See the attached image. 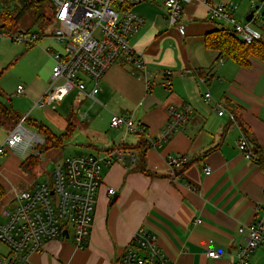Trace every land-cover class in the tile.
Listing matches in <instances>:
<instances>
[{"label": "crops", "instance_id": "crops-1", "mask_svg": "<svg viewBox=\"0 0 264 264\" xmlns=\"http://www.w3.org/2000/svg\"><path fill=\"white\" fill-rule=\"evenodd\" d=\"M165 1L148 0L133 8L144 23L129 38V44L148 61L150 83L146 84L131 65H113L102 78L95 100L87 96L92 89V83L87 81L85 92L73 91L70 104L71 108L75 104L80 115L87 113L91 124L96 122L101 147L88 145L96 151L94 155L104 157L113 148L125 146L139 160V146L146 141V172L139 169L138 160L135 168L103 163L87 246L80 250L69 240L50 241L31 256L33 264H118L140 229L158 238L171 264H235L237 250L247 241V234L239 233V228L253 221L264 223V166L247 160L238 150L245 127L264 151V59L252 56L249 66H240L207 46L212 33H233L228 24L209 18L210 8L218 4L236 7L237 21L257 25L253 28L261 33L260 41L264 43L262 24L247 21L252 14V0L185 3L180 20L183 33L171 26ZM13 4L9 7H19ZM48 44L40 48V74L26 84L19 96L27 108L35 105L51 83L54 62L47 49L57 50L59 45ZM165 71L173 73L170 89L164 85ZM206 92L213 98L210 103L203 100ZM218 104L225 105L230 113L236 111L240 122H231L228 115L220 117ZM186 105L193 108V113L183 128L168 141L158 143L170 119L169 108ZM83 106L87 108L84 112ZM11 108L20 118H30V112L24 115L20 104ZM42 110L52 113L57 107ZM114 114L133 118L143 132L126 135L112 129L110 120ZM68 123L75 132V125L70 120ZM106 129L109 132L104 135ZM36 134L44 140L40 133ZM40 145L27 155L9 151L0 161V185L6 191L3 205L16 191L37 182L30 174L35 167L27 168L29 158H39L41 162L43 154H50V161L58 150L41 153ZM169 156H189L191 162L185 168L172 170L166 163ZM207 167L212 169L210 175L205 174ZM212 250L220 257L210 258ZM251 263L264 264V248L253 254Z\"/></svg>", "mask_w": 264, "mask_h": 264}, {"label": "built area", "instance_id": "built-area-1", "mask_svg": "<svg viewBox=\"0 0 264 264\" xmlns=\"http://www.w3.org/2000/svg\"><path fill=\"white\" fill-rule=\"evenodd\" d=\"M148 0H51L53 22L49 32H20L9 36L1 33L0 40L9 38L27 45L38 44L44 38L52 39L59 45L57 50L47 52L54 66L51 83L45 94L35 103L39 109L54 108L74 90L85 92L87 81L92 89L87 96L95 100L100 92L99 84L113 65H131L146 84L150 83L148 61L130 44L129 38L135 35L144 19L133 11V8ZM192 0H166L164 6L168 12L171 26L184 32L180 23L183 4ZM3 9L0 5V12ZM236 7L218 4L210 8L209 18L212 21L224 22L231 26L233 33L246 44L261 40V33L250 26L240 24L235 17ZM252 21L260 22L264 27V0L251 1ZM0 22V27H1ZM173 73L165 71L164 85L172 86ZM204 82V80H202ZM24 86H18L15 94L23 95ZM205 103L213 98L209 92L203 96ZM218 115L229 116L235 122V116L225 105L218 104ZM168 125L160 134L158 143L171 139L179 132L193 108L189 105L169 108ZM82 120L88 114L80 115ZM26 118L12 129L8 137L0 142V161L12 150H19L27 155L35 146L42 144L43 139L24 127ZM110 127L122 130L126 135L143 132L133 118L114 114ZM238 150L247 160L259 163L249 140L242 135ZM136 154L123 147H115L104 157L97 155H73L55 165L50 172L49 180L33 182L20 189L8 200L3 209L4 221L0 222V243L8 248V253L0 257V264H33L31 256L43 250L53 240H67L64 231L68 232L69 241L77 249H84L89 240L91 227L96 212L97 195L102 184V164L123 163L130 168L137 165ZM191 162L189 156H169L166 160L172 170L185 168ZM210 175L212 169H204ZM114 194V190H109ZM239 233L247 234L246 243L236 252L235 264H252L251 258L259 249L264 248V223L251 222L239 228ZM208 256L220 257L215 251ZM118 264H171L159 247L158 238L140 229L133 242L126 248Z\"/></svg>", "mask_w": 264, "mask_h": 264}, {"label": "rangeland", "instance_id": "rangeland-1", "mask_svg": "<svg viewBox=\"0 0 264 264\" xmlns=\"http://www.w3.org/2000/svg\"><path fill=\"white\" fill-rule=\"evenodd\" d=\"M12 2L14 4L18 3L19 7L21 5L20 0H11V4ZM0 5L1 8L4 9L5 6L9 5V2L5 3L1 1ZM41 15L44 17L43 19H40ZM0 22L2 23L1 19ZM52 22L53 8L51 3L48 2L39 12L31 11L24 15L20 24L14 31L9 32L1 28L0 31L9 36L16 35L20 32L41 34L42 31L49 32L51 30ZM254 26L257 25L253 24V27ZM47 44L54 47L57 46L52 39L48 38L42 39L38 44H34L32 48H30L31 45L19 43L7 37L0 40V71L6 69L3 76L0 78V89L5 94V97H0V100L8 107H13L15 103L20 104L21 109L24 111V115H28L30 112L31 121L37 125L46 126L55 137H59L65 132L69 124L68 120L75 125L74 135L69 140H65L63 145L56 150V152L54 151V153H52L53 156L51 160H48L49 156H51L50 154H43L40 165L31 169L30 174L35 177L38 182L49 180L53 166L58 162H62L66 157L96 154L94 148L88 146L90 144H96L101 147L99 145L100 134L97 131L96 122L91 124L89 118L88 120H82L80 118V112L77 110L75 104L71 108V99L75 91L72 92L64 103L55 104L57 110L53 112L49 111L52 113L37 109L34 104L32 107L30 105V108H27V106H24L25 102L22 101L23 97L15 95L18 85L26 87V84H28L34 76L40 74V70L43 67V55L40 48H44ZM42 73L45 75L47 70L44 69ZM85 107L86 106H83L81 111L84 112V109L87 110ZM31 112L33 113L31 114ZM53 115H55V117H52ZM32 124L26 122L24 123V127L33 133H39L37 126ZM103 131L104 135H106L105 131L109 132L108 129ZM8 134V129L0 128V142H3L8 137ZM103 140L104 139H102V141ZM20 188H22V186ZM4 205L2 203L0 204V222L4 221L3 209L7 204ZM7 253L8 248L0 243V257Z\"/></svg>", "mask_w": 264, "mask_h": 264}, {"label": "trees", "instance_id": "trees-1", "mask_svg": "<svg viewBox=\"0 0 264 264\" xmlns=\"http://www.w3.org/2000/svg\"><path fill=\"white\" fill-rule=\"evenodd\" d=\"M1 1L5 3L9 2V5L5 6V8L0 12V19L2 21L0 28L9 32L14 31L18 27L24 15H26L28 12H39L46 3H51V0H20V7L18 8L17 6L12 9L9 7L11 0H0V2ZM43 18L44 17L41 15L40 19ZM32 46L34 45H31L30 48H32ZM207 46L209 48L218 50L221 57L235 61L240 66H249V58L252 56L259 59H264V43L262 41L258 40L253 44H246L237 35L228 30H220L209 35L207 38ZM5 70L6 69L0 71V78L3 76ZM0 97H5V94L1 89ZM234 112L236 121L240 122L237 112ZM21 119L22 118L16 115L11 107H8L0 100V128H6L11 131L20 123ZM26 122L32 123L29 117L26 118ZM35 125L45 140L43 144L38 146L41 153H47L59 149L63 145L64 141L69 140L74 133V126L70 123L68 124L65 132L59 137L52 135L51 131L46 126L37 124ZM244 135L249 140L255 154L259 157L260 165L264 166V151L260 149L256 141L245 127ZM123 148L128 149L125 146ZM147 149L148 146L146 141L139 146L140 152L138 163L139 169L142 172H146L144 166ZM27 163V168L36 167L40 164V159L34 157L29 158ZM5 196L6 191L3 186L0 185V203L3 201Z\"/></svg>", "mask_w": 264, "mask_h": 264}, {"label": "water", "instance_id": "water-1", "mask_svg": "<svg viewBox=\"0 0 264 264\" xmlns=\"http://www.w3.org/2000/svg\"><path fill=\"white\" fill-rule=\"evenodd\" d=\"M252 14L250 15V17L247 19L248 22H250L252 20ZM64 236H66V239L68 240L69 237H68V232L67 231H64Z\"/></svg>", "mask_w": 264, "mask_h": 264}]
</instances>
